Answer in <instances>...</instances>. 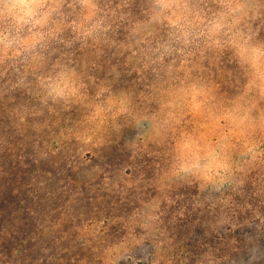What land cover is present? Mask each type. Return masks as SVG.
I'll use <instances>...</instances> for the list:
<instances>
[{
  "label": "clouds",
  "instance_id": "9594fccd",
  "mask_svg": "<svg viewBox=\"0 0 264 264\" xmlns=\"http://www.w3.org/2000/svg\"><path fill=\"white\" fill-rule=\"evenodd\" d=\"M126 7V0H0V72L23 66L42 109H82L81 125L97 142L121 124L139 128L145 143L164 148L157 185L219 192L239 183L243 165L264 158V0H144L138 17ZM118 21L128 22L121 47L142 65L141 79L153 66L147 87L158 108L151 115L139 110L144 91L121 87L119 73L93 71ZM221 65L230 91L212 72ZM160 202L134 210L141 240L158 232L169 242ZM187 264L221 261L208 248ZM247 264L261 262L250 253Z\"/></svg>",
  "mask_w": 264,
  "mask_h": 264
},
{
  "label": "rangeland",
  "instance_id": "374dc122",
  "mask_svg": "<svg viewBox=\"0 0 264 264\" xmlns=\"http://www.w3.org/2000/svg\"><path fill=\"white\" fill-rule=\"evenodd\" d=\"M126 3L124 11L138 17L144 0ZM112 40L93 71L119 73L121 87L144 91L139 110L151 115L158 108L147 87L153 66L141 79L142 65L121 47L129 42L127 21L114 25ZM18 67L0 72V198H11L8 210L19 198L26 220L17 241L0 239V264H187L208 248L221 264H247L250 253L264 264V158L243 165L240 182L219 192L157 185L162 146L145 143L129 124L97 142L81 125L82 109H42ZM228 71L212 70L230 91ZM155 200L169 242L161 243L158 232L140 239L145 233L134 210Z\"/></svg>",
  "mask_w": 264,
  "mask_h": 264
},
{
  "label": "trees",
  "instance_id": "16d2710c",
  "mask_svg": "<svg viewBox=\"0 0 264 264\" xmlns=\"http://www.w3.org/2000/svg\"><path fill=\"white\" fill-rule=\"evenodd\" d=\"M10 203L11 198L9 196L4 199L0 198V239L6 240L7 236L10 235L9 241L11 243L19 239L17 235L24 226L26 216L24 215L25 213L23 214V206L20 205L19 198L15 199L12 210H8ZM0 245H2V242Z\"/></svg>",
  "mask_w": 264,
  "mask_h": 264
}]
</instances>
